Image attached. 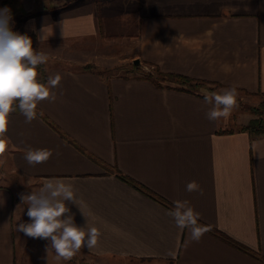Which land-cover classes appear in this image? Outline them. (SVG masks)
Returning <instances> with one entry per match:
<instances>
[{
    "label": "crops",
    "instance_id": "0c3cea01",
    "mask_svg": "<svg viewBox=\"0 0 264 264\" xmlns=\"http://www.w3.org/2000/svg\"><path fill=\"white\" fill-rule=\"evenodd\" d=\"M38 1L20 0L11 26L46 53L47 80L61 81L31 123L18 108L9 115L0 264H264V135L240 128L264 101V0ZM44 27L50 36L40 42ZM87 43L125 44L141 65L112 73L116 50L64 55V44ZM151 68L197 85L159 83ZM232 85L238 107L209 121L202 90ZM29 148L52 155L30 166ZM51 178L74 186L82 211L66 205L75 223L87 218L99 232L70 261L57 260L50 239L17 231L30 222L21 195ZM192 181L199 190L189 193ZM176 200L200 214L199 242L167 214Z\"/></svg>",
    "mask_w": 264,
    "mask_h": 264
},
{
    "label": "clouds",
    "instance_id": "9594fccd",
    "mask_svg": "<svg viewBox=\"0 0 264 264\" xmlns=\"http://www.w3.org/2000/svg\"><path fill=\"white\" fill-rule=\"evenodd\" d=\"M41 32L40 42L50 36L45 32V27ZM47 60L46 53L33 47L30 36L12 30L10 10L0 9V154L6 149L4 135L10 113L18 108L25 122L31 123L37 117L39 102L46 99L55 101L56 95L51 89L59 85L61 76L57 74L49 77L46 84L37 78L38 66ZM202 94L204 103L211 106L206 113L209 121L227 119L238 107L236 85L220 89L219 92L202 90ZM51 155L52 152L48 149L29 148L24 153V159L28 165L35 166L46 162ZM198 190L199 186L195 181L186 185L189 193ZM21 200L27 204L30 222L19 223L17 231L31 238L50 239L57 260L70 261L82 247L86 246L91 250L97 244V228L89 226L87 218L86 226H78L66 205V201H71L82 211V203L71 183L59 178L48 179L38 190L22 194ZM167 214L178 229L189 231L193 242H199L207 231L206 227L198 223L200 214L194 211L187 200L174 201V208Z\"/></svg>",
    "mask_w": 264,
    "mask_h": 264
},
{
    "label": "rangeland",
    "instance_id": "374dc122",
    "mask_svg": "<svg viewBox=\"0 0 264 264\" xmlns=\"http://www.w3.org/2000/svg\"><path fill=\"white\" fill-rule=\"evenodd\" d=\"M19 1L20 0H0V9L7 8L10 10V14L16 13L18 5L20 3ZM45 1H47L49 5H52L50 3L51 0H45ZM56 1H59V0H56ZM68 1L69 2L70 1L78 2V1H82V0H68ZM63 47L66 48L64 50V55H70L71 53H78L80 51H84V53L90 57H94V56L96 57L97 56V55H95L96 53H99L98 55H100V53L101 52L103 53L105 49H106V51H111V52L113 50H116L117 51L116 55L112 57V62L114 63V65L107 67L112 73H121V74L130 73V72L135 71V69L137 68L135 66L141 65V62L139 64L134 63V59L133 60L131 59L133 52L130 53L128 46L125 44H122L121 47H120V45H112V46H108V47L101 46L100 47V46L93 45L92 43L90 45H88V43H87V45L83 44L78 49L76 47L73 48L71 45H65L64 44ZM89 63L94 64L93 62H89ZM252 114L255 117V114L254 113H252ZM263 116H264V110H263Z\"/></svg>",
    "mask_w": 264,
    "mask_h": 264
},
{
    "label": "trees",
    "instance_id": "16d2710c",
    "mask_svg": "<svg viewBox=\"0 0 264 264\" xmlns=\"http://www.w3.org/2000/svg\"><path fill=\"white\" fill-rule=\"evenodd\" d=\"M28 35V34H27ZM30 36V35H28ZM85 67H94L97 68L94 65L88 64ZM151 70L155 73V80L160 83V81H178L182 82L184 84L189 85H197V83H194V80L188 76L182 75V74H174V73H162L159 71H156V69ZM38 72V80L41 83L46 84L47 80V73L44 64H41L37 68ZM151 72V71H149ZM152 73V72H151ZM153 73V74H154ZM251 111L255 114V117H253L246 125L241 126L240 128L242 130L248 131L251 135V138H255L261 135H264V116H263V110H264V101L260 102L257 105L250 107ZM215 232H219L216 229H213Z\"/></svg>",
    "mask_w": 264,
    "mask_h": 264
},
{
    "label": "water",
    "instance_id": "95a60500",
    "mask_svg": "<svg viewBox=\"0 0 264 264\" xmlns=\"http://www.w3.org/2000/svg\"><path fill=\"white\" fill-rule=\"evenodd\" d=\"M139 61H140V60H139L138 58L134 59V63H135V64H138Z\"/></svg>",
    "mask_w": 264,
    "mask_h": 264
}]
</instances>
